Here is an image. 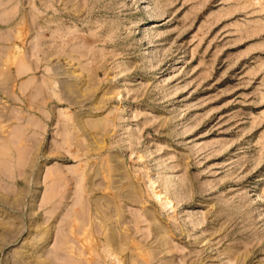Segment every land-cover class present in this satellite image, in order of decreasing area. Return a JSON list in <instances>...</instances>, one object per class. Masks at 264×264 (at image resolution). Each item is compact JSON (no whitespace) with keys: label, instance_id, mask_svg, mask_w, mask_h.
I'll use <instances>...</instances> for the list:
<instances>
[{"label":"rangeland","instance_id":"374dc122","mask_svg":"<svg viewBox=\"0 0 264 264\" xmlns=\"http://www.w3.org/2000/svg\"><path fill=\"white\" fill-rule=\"evenodd\" d=\"M126 263L264 264V0H0V264Z\"/></svg>","mask_w":264,"mask_h":264},{"label":"bare ground","instance_id":"6f19581e","mask_svg":"<svg viewBox=\"0 0 264 264\" xmlns=\"http://www.w3.org/2000/svg\"><path fill=\"white\" fill-rule=\"evenodd\" d=\"M8 78H9V77H8ZM9 79H10V78H9ZM9 79H8V81H9ZM69 88H70V87H69ZM73 88H74V87H73ZM73 88H72V89H73ZM72 89H71V91H72ZM65 92H66V89H65ZM69 92H70V91H68V93H69ZM65 95H66V94H65ZM113 255H115V254H113ZM126 264H127V263H126Z\"/></svg>","mask_w":264,"mask_h":264}]
</instances>
